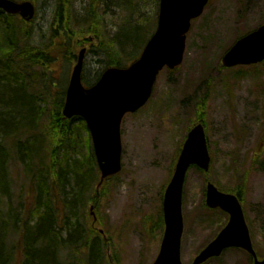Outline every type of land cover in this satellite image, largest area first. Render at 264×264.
Listing matches in <instances>:
<instances>
[{"label":"rangeland","instance_id":"1","mask_svg":"<svg viewBox=\"0 0 264 264\" xmlns=\"http://www.w3.org/2000/svg\"><path fill=\"white\" fill-rule=\"evenodd\" d=\"M33 2L37 14L26 29L32 32L31 43L50 44L51 29H55L56 40L69 42L66 49L70 52L69 45L74 46L76 57L72 59L69 53L64 61L60 58L58 64L46 65V73L42 67L26 71L29 77L36 75L49 81L48 86L39 83L30 89L29 83L27 88V95L35 96L37 101V96L44 97L42 89L51 86L50 97L39 102L43 107L51 105L58 96L61 81L66 78L69 81L71 77L83 47L81 41L85 39L81 29L90 19L89 14H97L109 37H115L125 20L130 19L132 26L140 27L144 40L148 36L145 33L157 25L159 13L158 0H120L114 9L108 6L110 0H70L69 11L63 16L64 25L57 27L56 21L62 17L56 13L57 0ZM68 23L70 26L66 27ZM263 23L264 0H210L203 15L193 22L183 64L171 72L164 70L151 101L124 118L123 169L105 184L98 203H90L87 210L89 215L90 207H94L92 212L98 219L94 227L96 231H104L112 264H151L157 256L162 237L159 219L164 191L183 141L191 126L199 121L198 106L203 102L211 169L206 174L193 168L187 175L182 261L191 264L227 222L225 214L205 205L208 179L223 191L242 194L253 244L264 255V63L231 69L222 66L223 55L237 38ZM87 37L97 44L92 35ZM87 47L91 49V45ZM100 61L98 54L91 51L86 54L85 82L95 81L102 72ZM53 81H59L58 87H53ZM9 177L11 198L0 194L4 219L8 205H17L23 195L27 204L32 201L26 197L27 179L15 159ZM89 222L93 224V216ZM16 240L17 235H13L11 241ZM11 264L21 262L16 259ZM207 264H250V260L243 251L230 249Z\"/></svg>","mask_w":264,"mask_h":264},{"label":"trees","instance_id":"2","mask_svg":"<svg viewBox=\"0 0 264 264\" xmlns=\"http://www.w3.org/2000/svg\"><path fill=\"white\" fill-rule=\"evenodd\" d=\"M111 1L120 5V0ZM66 2L57 0V5ZM89 16L81 36L96 38L98 45L92 42L91 52L101 57L105 67H124L134 61L150 37L143 40L140 27L126 19L109 41L102 21L95 13ZM27 27L18 16L0 10V194L11 198L9 168L15 159L27 179L26 197L34 199L29 205L23 195L17 205H8L6 219L0 213V264H11L19 256L21 264H112L108 240L89 222L88 205L97 204L105 189L98 192L100 172L86 123L62 116L64 94L59 92L51 105L41 106L40 100L50 97V87L42 89L44 97L37 96V101L27 95L29 83L32 89V85L46 86L49 81L29 77L26 71L44 66L43 61L52 56L62 60L69 53L73 56L74 46L69 45L72 52L65 41L52 47L46 42L35 46ZM42 69L44 73L48 70ZM198 107V120H203L205 102ZM25 213L32 225L24 221ZM13 235L16 241H11ZM62 251L69 255L66 260L61 259Z\"/></svg>","mask_w":264,"mask_h":264},{"label":"water","instance_id":"3","mask_svg":"<svg viewBox=\"0 0 264 264\" xmlns=\"http://www.w3.org/2000/svg\"><path fill=\"white\" fill-rule=\"evenodd\" d=\"M209 0H160L158 27L141 57L128 68H110L92 87L82 82L86 50L79 55L63 109L66 118H83L91 132L94 152L101 172V181L122 169L121 124L124 116L135 113L151 98L159 73L168 67H178L184 59L187 34L192 21L199 18ZM0 9L8 14H20L30 21L35 14L31 2L0 0ZM264 61V25L239 39L223 57L227 68L254 65ZM205 128L202 123L189 132L169 183L163 204L165 232L159 254L153 264H183L181 259L184 233L183 190L191 166L210 169ZM206 204L230 215V221L220 234L195 258L192 264H204L220 257L228 248H242L259 260L252 244L242 205L237 196L226 194L208 184ZM93 210V208H92Z\"/></svg>","mask_w":264,"mask_h":264},{"label":"flooded vegetation","instance_id":"4","mask_svg":"<svg viewBox=\"0 0 264 264\" xmlns=\"http://www.w3.org/2000/svg\"><path fill=\"white\" fill-rule=\"evenodd\" d=\"M104 1L106 2L107 0H104ZM69 5H70V0L66 4V6H69ZM63 9H64V5H56V13L57 14H59V11L60 10H63ZM65 10L66 9H64L63 12L61 13L62 17H58V20L56 21L57 22V27H61V26L63 27V25H64V18H63V16L66 15L65 12H64ZM55 32H56L55 29H51V34H52L51 37L54 36V33Z\"/></svg>","mask_w":264,"mask_h":264},{"label":"bare ground","instance_id":"5","mask_svg":"<svg viewBox=\"0 0 264 264\" xmlns=\"http://www.w3.org/2000/svg\"><path fill=\"white\" fill-rule=\"evenodd\" d=\"M109 8L111 9H114L115 7H117V4H116V2L115 1H112L109 5ZM2 211L0 210V213H1Z\"/></svg>","mask_w":264,"mask_h":264}]
</instances>
